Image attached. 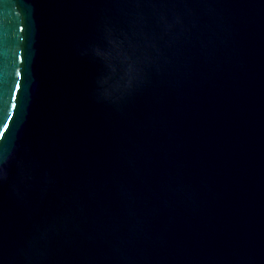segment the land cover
I'll use <instances>...</instances> for the list:
<instances>
[{"label": "water", "instance_id": "95a60500", "mask_svg": "<svg viewBox=\"0 0 264 264\" xmlns=\"http://www.w3.org/2000/svg\"><path fill=\"white\" fill-rule=\"evenodd\" d=\"M0 264H264V0H0Z\"/></svg>", "mask_w": 264, "mask_h": 264}]
</instances>
